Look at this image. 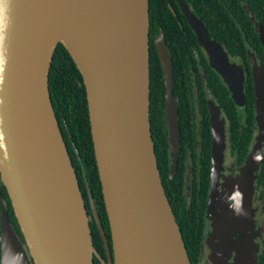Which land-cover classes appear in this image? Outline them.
I'll list each match as a JSON object with an SVG mask.
<instances>
[{
    "label": "water",
    "instance_id": "1",
    "mask_svg": "<svg viewBox=\"0 0 264 264\" xmlns=\"http://www.w3.org/2000/svg\"><path fill=\"white\" fill-rule=\"evenodd\" d=\"M176 1L209 65L242 106V68L229 61L202 20L182 0ZM255 26L264 50V26ZM58 44L71 56L85 88L111 248L94 210L95 220L109 264H191L151 135L149 0H0V180L25 243L1 206L0 264H94L89 217L49 92ZM156 52L165 87L172 176L179 127L164 40L156 43ZM250 63L256 160L264 139V79L251 57ZM209 111L215 176L225 130L213 102ZM243 193L237 196L238 207Z\"/></svg>",
    "mask_w": 264,
    "mask_h": 264
},
{
    "label": "trees",
    "instance_id": "2",
    "mask_svg": "<svg viewBox=\"0 0 264 264\" xmlns=\"http://www.w3.org/2000/svg\"><path fill=\"white\" fill-rule=\"evenodd\" d=\"M182 1L194 16L202 20L209 36L223 45L229 54L245 60L246 50L255 51L260 55L264 66L263 48L255 26V23L264 26V0ZM159 40H164L170 53L173 95L178 105L180 144L177 168L171 177L170 155L167 148L168 132L164 120L165 87L156 52V43ZM149 45L150 127L157 166L190 262L197 264L201 238L198 215L203 212V199H198L195 189L189 199H186L184 194L183 149L189 139L187 131L191 129L186 106L191 93L185 91V81L189 78L188 72L191 73L190 81L192 78L196 81V78L201 80L200 76L203 77L229 122L230 141L234 140L243 147L250 135L244 131L240 133L238 128L245 126L247 130H253L254 95L250 67L248 65L246 68L245 108L239 112L222 85L220 77L208 65L196 35L186 22L176 0H149ZM48 84L54 114L76 173L84 203L91 217L93 208L96 211L111 248L109 224L94 156L85 88L81 74L61 44L56 46L52 57ZM202 105L206 108L205 99ZM205 120L203 149L210 139L208 118ZM204 153L208 154V150H204ZM1 206L5 208L10 224L24 244L6 189L0 180V230ZM90 230L94 248L93 263L109 264L94 217L90 222ZM257 264H264V251Z\"/></svg>",
    "mask_w": 264,
    "mask_h": 264
},
{
    "label": "flooded vegetation",
    "instance_id": "3",
    "mask_svg": "<svg viewBox=\"0 0 264 264\" xmlns=\"http://www.w3.org/2000/svg\"><path fill=\"white\" fill-rule=\"evenodd\" d=\"M221 46L227 53L229 61L231 63H236L243 70V93L246 80V68L248 65L250 67L252 79V65L250 63V57L260 68L264 79L263 61L260 59V55L257 54V52L251 51L249 49L246 50V59L244 60L239 56L236 57L229 54L226 48L223 45ZM199 47L201 48L203 55L208 62V56L205 50L200 45ZM188 73L189 78L185 81V91L191 93L189 96V102L186 104L188 107L187 118L191 129H188L187 131V138L189 139L186 141L187 145L185 146V149H183V156L185 158L182 168L184 194L186 199H189L191 195L194 194V189L197 191L195 193L198 195V199H203V212L198 215V224L201 229V238L198 247L199 258L197 264H257L259 257L264 251V139L259 143V153L255 160V148L258 146V126L256 122L255 104L253 113V130H247L245 126H240L238 128L240 133L244 131L250 135L248 141L245 143V146L242 147L236 141H230L229 122L221 108L216 103L213 91L205 84L203 77L200 76L201 80L196 78L195 81L194 78H192L190 81L191 73ZM216 74L220 77L217 72ZM220 79L222 85L225 87L231 97L227 85L224 83L221 77ZM204 99L207 105L206 108L202 105V101ZM231 100L233 101L232 97ZM175 101L177 103L176 98ZM209 102H213L214 105L219 109L220 119L223 120V126L225 130V146L223 150L221 167L215 176L213 174L212 165V139ZM234 105L239 110V112L244 111L245 94L243 105L237 106L235 102ZM204 115L206 116L204 117ZM206 117L208 118L210 139L209 142H207L208 147L205 144V148L203 149L202 145L204 141V127L206 123ZM164 120L166 131L168 132V148L169 125L165 117ZM232 139H234V137H232ZM204 150H208V154L204 153ZM245 177L248 179L246 184H244ZM241 190H245V193H243V200L238 207L236 200L237 196L241 194ZM85 207L89 217V222H91L93 217L95 220L94 209L92 213L93 217H91V215H89L87 205H85ZM235 211L236 219L232 218V215ZM254 256L256 262H254Z\"/></svg>",
    "mask_w": 264,
    "mask_h": 264
},
{
    "label": "rangeland",
    "instance_id": "4",
    "mask_svg": "<svg viewBox=\"0 0 264 264\" xmlns=\"http://www.w3.org/2000/svg\"><path fill=\"white\" fill-rule=\"evenodd\" d=\"M254 262H256V260H255V256H254Z\"/></svg>",
    "mask_w": 264,
    "mask_h": 264
}]
</instances>
